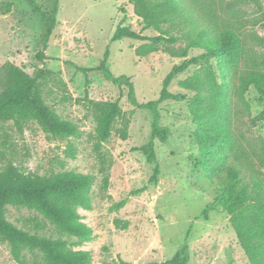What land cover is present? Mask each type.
<instances>
[{
	"label": "rangeland",
	"instance_id": "obj_1",
	"mask_svg": "<svg viewBox=\"0 0 264 264\" xmlns=\"http://www.w3.org/2000/svg\"><path fill=\"white\" fill-rule=\"evenodd\" d=\"M214 3L219 24L231 27L241 41L237 75L264 73V0ZM6 5L12 7L9 14L4 13ZM52 5L53 0L43 4L48 14ZM57 23L41 62L36 57L46 31L41 17L24 0H0V66L12 62L30 75L47 70L48 78L39 82L42 100L79 129L78 136L61 140L44 133L36 122L22 127L13 121L4 124L0 130V172L13 166L39 178L67 172L92 176V208L78 211L82 222L92 229L93 240L74 245L75 238L62 234L42 214L27 207L7 206V221L31 235L67 240L74 251H89L92 264H162L181 250L189 254L188 264H250L229 215L220 206L221 183L226 168L235 161L236 149L261 151L264 121L258 117L264 111V97L253 86L242 96L229 91L222 121L233 146L201 142L205 120L192 110L197 94L181 84L202 66L217 71V63H203L178 75L169 90L182 100H170L158 108L159 124L169 129V135L164 144L154 141L160 176L159 183L152 185L149 181L155 165L135 149L151 141L154 114L134 106L126 87L113 85L95 69L109 49V69L115 77L131 79L136 99L143 104L159 99L165 78L184 60L161 52L139 56L150 42L124 39L112 43L118 26L149 38L159 35L155 29L143 31L144 23L134 14L131 0H60ZM202 53L191 51L189 58ZM117 100L122 115L114 124L112 137L98 147L97 105ZM126 124L127 140H123L120 131ZM70 146L76 151L74 157L68 154ZM141 189L145 191L134 194ZM121 203L125 205L119 208ZM209 206L213 210L207 219L202 218ZM22 260L21 264H44L41 253L29 249H23ZM0 264H20L4 241H0Z\"/></svg>",
	"mask_w": 264,
	"mask_h": 264
},
{
	"label": "trees",
	"instance_id": "obj_2",
	"mask_svg": "<svg viewBox=\"0 0 264 264\" xmlns=\"http://www.w3.org/2000/svg\"><path fill=\"white\" fill-rule=\"evenodd\" d=\"M32 12L39 15L46 25L42 37V50L37 54L39 61L45 60L49 41L57 27L60 0H53L52 11L44 9L46 0H24ZM134 14L143 21V31L155 29L158 36L149 38L128 27L118 26L112 43L130 39L150 42L139 51V56L147 57L163 53L174 59H183L181 65L173 67L163 82L158 100L139 104L135 87L126 76L115 77L108 67L110 50L107 49L100 65L106 80L118 87L128 89L130 102L141 110L154 114L151 141L135 151L144 154L149 164H154L150 184L159 183L160 167L154 141H168L169 129L159 124V106L167 101H181L182 97L170 92L173 80L189 68L217 63V71L201 67L181 86L197 94V104L192 107L196 117L205 120L200 135L201 142L213 141L232 147L233 142L226 125L222 121L226 114L228 92L235 90L239 96L246 94L253 86L264 97V73L249 71L237 75L242 47L239 37L231 27L221 26L217 21L214 0H131ZM9 14L11 5L4 7ZM191 51H202L199 56L189 58ZM88 72L87 69L78 68ZM218 73L222 83L218 82ZM49 72L45 69L28 74L24 68L12 62L0 66V130L3 125L13 121L18 127L36 122L44 133L55 139H69L79 135V129L69 121L62 120L44 103L39 92V82L46 80ZM237 82L239 83L237 85ZM96 139L98 147L107 142L113 133L116 120L122 115L120 101L104 102L97 105ZM264 121V111L258 117ZM126 124L120 131L127 140ZM73 146L69 147L70 157L75 156ZM235 161L226 168V178L222 181L223 193L220 206L230 217V225L250 264H264V145L259 152L238 148L234 151ZM242 161V162H241ZM109 180L104 179L107 187ZM94 178L81 173L67 172L53 178H39L21 173L11 166L0 172V241L11 246L16 262L22 263L23 249L41 253L44 264H92L89 251H74L67 240H53L31 235L7 221V206H22L34 209L48 219L62 234L76 239L74 245H84L93 240V231L82 222L78 209L92 208L91 191ZM145 189L134 193L139 194ZM125 204L121 203L119 208ZM212 206L207 207L201 217L207 219ZM127 228V225L124 226ZM186 249V248H185ZM190 256L185 250L178 251L172 259L162 264H188ZM158 264V263H152Z\"/></svg>",
	"mask_w": 264,
	"mask_h": 264
}]
</instances>
